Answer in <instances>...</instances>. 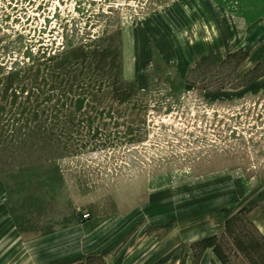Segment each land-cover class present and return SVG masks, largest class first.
Segmentation results:
<instances>
[{"label":"rangeland","instance_id":"obj_1","mask_svg":"<svg viewBox=\"0 0 264 264\" xmlns=\"http://www.w3.org/2000/svg\"><path fill=\"white\" fill-rule=\"evenodd\" d=\"M0 180L92 264H264V0H0Z\"/></svg>","mask_w":264,"mask_h":264},{"label":"crops","instance_id":"obj_2","mask_svg":"<svg viewBox=\"0 0 264 264\" xmlns=\"http://www.w3.org/2000/svg\"><path fill=\"white\" fill-rule=\"evenodd\" d=\"M48 196L9 190L0 180V264H92L90 257L109 255L105 227L81 222L65 202L50 208ZM256 229L264 236V220Z\"/></svg>","mask_w":264,"mask_h":264},{"label":"trees","instance_id":"obj_3","mask_svg":"<svg viewBox=\"0 0 264 264\" xmlns=\"http://www.w3.org/2000/svg\"><path fill=\"white\" fill-rule=\"evenodd\" d=\"M237 220V218L235 217V218H231L229 221H227V224H226V231L227 232H229V224H231L232 222H234V221H236ZM250 239V238H249ZM263 242H264V240H262ZM201 246H202V249H206V248H212L213 249V251H214V253H215V255L220 259V260H222L221 259V256H220V253H219V246L215 243V242H213V240L212 239H210V240H203V241H201L200 243H199ZM235 244H236V246H237V248H239V250H241L242 252H244V253H246V257H247V259L249 260V261H252V255H251V257H250V255H248V254H252V252L255 250V248L256 249H258V247H259V245H257L255 242H253L252 240L251 241H249L248 243H246L245 244V247L244 248H240V247H242L243 245H242V242L240 241V242H235ZM243 249V250H242Z\"/></svg>","mask_w":264,"mask_h":264}]
</instances>
